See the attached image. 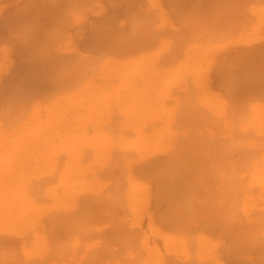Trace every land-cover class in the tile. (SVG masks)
<instances>
[{
  "label": "bare ground",
  "instance_id": "6f19581e",
  "mask_svg": "<svg viewBox=\"0 0 264 264\" xmlns=\"http://www.w3.org/2000/svg\"><path fill=\"white\" fill-rule=\"evenodd\" d=\"M0 264H264V0H0Z\"/></svg>",
  "mask_w": 264,
  "mask_h": 264
}]
</instances>
